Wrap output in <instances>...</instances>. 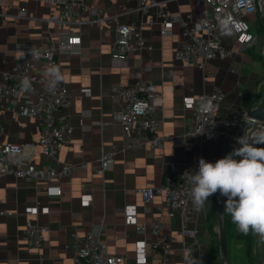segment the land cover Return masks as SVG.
<instances>
[{"label": "crops", "instance_id": "1", "mask_svg": "<svg viewBox=\"0 0 264 264\" xmlns=\"http://www.w3.org/2000/svg\"><path fill=\"white\" fill-rule=\"evenodd\" d=\"M0 7V69L13 68L20 45L35 47L45 44V37L56 41L65 33L80 37L77 53H64L57 57L58 69L69 98L66 107L56 114L72 129L71 142L63 146L52 162H69L77 167L68 178L50 181H29L10 175L0 176V211L20 213L17 217L0 215V264H73L74 236L81 238L103 224V239L110 255L123 257L121 264H137L135 245L140 238L136 225H149L159 221L163 232L170 235L172 251L166 261L147 248L148 258L154 264H184V246L187 253L198 258L200 264H220L218 257V220L211 213L217 195L209 198L204 208H194L190 227L198 235L182 240L177 234L179 217L168 216L162 196H155L144 205L138 189L160 186L172 167L182 169L184 164H198L200 158L216 162L230 153L234 146L225 137L200 145L185 136L192 122V111L182 102L183 97H197L215 90L223 93L216 108L217 115L225 117L242 106L244 94L253 97L252 108L264 98V58L254 51V46L239 51L230 39L231 57L213 59L203 70L175 59V50L181 41V32L175 25L172 35L162 37L156 18L137 11L134 0H83L85 7L96 9L102 20L87 24L60 26L50 20L57 6L43 0H3ZM169 11L195 17L203 14L195 0H158ZM25 15L20 16V9ZM253 22L255 16H248ZM133 24L136 36L147 46L137 48L124 58L113 57L116 29ZM256 57V59L254 58ZM49 67L38 63L36 72L54 77ZM128 80L152 83L158 89L155 100L156 132L167 140L161 147L136 148L133 141L116 121L121 105L112 101L110 91L115 85ZM36 88V86H32ZM86 91V92H85ZM257 96V101L255 97ZM8 106L7 101H3ZM88 115L82 117V112ZM0 148L6 144L24 147L28 162L47 165L37 144L40 124L25 118L16 111L0 109ZM113 153L111 165L99 172L101 154ZM60 190V195L56 191ZM89 197L85 203L84 198ZM44 207L47 214L35 220L47 226L45 240L39 249L27 247L22 239L27 220L24 209L34 205ZM135 210L134 223H126L124 210ZM240 232L226 217V244L228 264H264V242L252 233L249 255L245 253ZM149 243L152 237L146 233ZM186 253V254H187Z\"/></svg>", "mask_w": 264, "mask_h": 264}, {"label": "built area", "instance_id": "2", "mask_svg": "<svg viewBox=\"0 0 264 264\" xmlns=\"http://www.w3.org/2000/svg\"><path fill=\"white\" fill-rule=\"evenodd\" d=\"M31 1V0H26ZM56 5L57 10L50 20L60 26L72 24H87L100 22L102 17L96 9L85 7L83 0H43ZM137 11L148 15L150 21L156 18L160 25V35L169 37L171 29L177 26L181 32V41L175 50V59L203 70L205 64L213 59L226 60L232 55L230 46L224 42L228 38L239 51H246L257 43V36L252 26L256 20H247L248 16L259 15L260 3L264 0H195L201 6L203 14L195 17L188 13L184 16L171 13L164 2L158 0H134ZM4 1L0 0V7ZM20 16L25 15L21 8ZM80 37L75 33H65L58 36L56 41L45 37V44L30 47L20 45L18 60L9 70L0 69V109L16 111L25 118L35 119L40 124L37 141L47 165H37L28 162L24 156V147L18 144H6L0 148V176L10 175L14 178L29 181H50L68 178L77 168L69 162H52L58 151L71 142L72 129L57 117L58 111L69 103L67 90L63 83H52L46 74H38L36 65L43 63L49 68L56 66L57 57L64 53H77ZM147 46L140 36H136L133 24L117 27L113 57L122 59L131 51ZM29 82L27 89L23 81ZM36 86L37 89L32 88ZM86 92V91H85ZM113 102L121 105V111L116 115V121L122 131L133 141L136 148H159L167 140L156 132L154 102L159 98L158 89L152 83L128 80L123 85H115L110 91ZM223 93L215 90L212 93L200 94L197 97H183V104L192 111V122L188 125L185 136L198 141L200 145L215 142L225 137L228 144L237 146L242 124L247 120V109L237 108L225 117L217 115L216 108L223 99ZM7 101L8 106L3 105ZM88 111L82 112V117ZM253 126H264V121H255ZM252 127L248 129L252 131ZM2 127L0 126V132ZM264 147V145H258ZM113 153L104 151L101 154L99 172L103 173L111 165ZM198 164H184L182 169L172 167L163 183L154 188H140L138 193L144 205L149 204L155 196H162L168 216L179 217L180 226L177 234L182 240L193 239L198 235V229L190 227L194 207L187 190L185 173H194ZM60 195V190L56 191ZM85 197V203L89 202ZM29 216L22 239L31 249H39L47 233V226L36 222L39 214H47V210L39 205L27 207L23 211ZM126 223H134L135 210L126 207L124 210ZM0 215L17 217L20 213L0 211ZM135 232L140 238L135 245L137 264H154L148 258L147 248L158 254L166 261L172 251V237L163 232V225L153 221L149 225H136ZM149 233L152 240L148 243L144 236ZM75 240L73 264H121L123 257L110 255L103 239V224L96 230L89 231L85 236ZM189 251L184 246L182 257Z\"/></svg>", "mask_w": 264, "mask_h": 264}, {"label": "clouds", "instance_id": "3", "mask_svg": "<svg viewBox=\"0 0 264 264\" xmlns=\"http://www.w3.org/2000/svg\"><path fill=\"white\" fill-rule=\"evenodd\" d=\"M52 83L62 79L58 69L51 68ZM25 89L29 87L23 81ZM237 146L216 162L204 158L198 161L194 173H185L190 187L187 195L193 207L199 211L209 198L219 194L224 197V210L230 215L238 230L249 232L264 242V126H253L236 138ZM184 264H200L191 253L185 255Z\"/></svg>", "mask_w": 264, "mask_h": 264}, {"label": "water", "instance_id": "4", "mask_svg": "<svg viewBox=\"0 0 264 264\" xmlns=\"http://www.w3.org/2000/svg\"><path fill=\"white\" fill-rule=\"evenodd\" d=\"M259 22L264 29V1L260 3ZM257 101V96L255 97ZM255 121H264V98L260 101L259 105L255 108L250 107L247 110V120L242 124L240 135H244L245 130L253 126ZM224 197L219 196L216 202V216L218 220V257L220 264H228L227 261V244L225 235V210H224Z\"/></svg>", "mask_w": 264, "mask_h": 264}, {"label": "trees", "instance_id": "5", "mask_svg": "<svg viewBox=\"0 0 264 264\" xmlns=\"http://www.w3.org/2000/svg\"><path fill=\"white\" fill-rule=\"evenodd\" d=\"M256 59V57H254ZM252 101H253V97L251 95L248 94H244L242 96V106L245 109H249L252 106ZM211 213L215 215L216 212V202L214 201L211 207ZM229 214H227L225 212L224 217H225V228H226V217H228ZM241 240L244 244V250L245 253L247 254V256L249 255V249H250V244H251V240H252V233L249 232V234L245 235L244 233H242L241 235Z\"/></svg>", "mask_w": 264, "mask_h": 264}, {"label": "rangeland", "instance_id": "6", "mask_svg": "<svg viewBox=\"0 0 264 264\" xmlns=\"http://www.w3.org/2000/svg\"><path fill=\"white\" fill-rule=\"evenodd\" d=\"M259 15L256 17V23L252 26L254 34L257 36V43L254 46V51L259 52V57L264 58V29L258 19ZM218 198V194L216 199Z\"/></svg>", "mask_w": 264, "mask_h": 264}]
</instances>
